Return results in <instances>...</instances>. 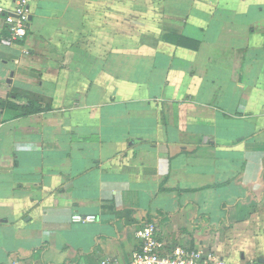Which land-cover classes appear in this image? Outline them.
Masks as SVG:
<instances>
[{
	"label": "crops",
	"instance_id": "obj_1",
	"mask_svg": "<svg viewBox=\"0 0 264 264\" xmlns=\"http://www.w3.org/2000/svg\"><path fill=\"white\" fill-rule=\"evenodd\" d=\"M17 1L0 264H129L150 222L165 254L263 261L264 0H23L11 43Z\"/></svg>",
	"mask_w": 264,
	"mask_h": 264
},
{
	"label": "built area",
	"instance_id": "obj_2",
	"mask_svg": "<svg viewBox=\"0 0 264 264\" xmlns=\"http://www.w3.org/2000/svg\"><path fill=\"white\" fill-rule=\"evenodd\" d=\"M4 15L5 25L9 31V42L23 41L29 29V11L25 1L18 0L15 8ZM95 215L74 214V224L98 222ZM139 248L133 253L129 264H230L226 259L213 254H204L199 250L175 249L171 254L164 253V244L159 238V226L155 222L147 223L138 233ZM101 264H118L106 259ZM245 264H264L263 261H251Z\"/></svg>",
	"mask_w": 264,
	"mask_h": 264
},
{
	"label": "trees",
	"instance_id": "obj_3",
	"mask_svg": "<svg viewBox=\"0 0 264 264\" xmlns=\"http://www.w3.org/2000/svg\"><path fill=\"white\" fill-rule=\"evenodd\" d=\"M3 105V104H2ZM4 106V105H3Z\"/></svg>",
	"mask_w": 264,
	"mask_h": 264
}]
</instances>
